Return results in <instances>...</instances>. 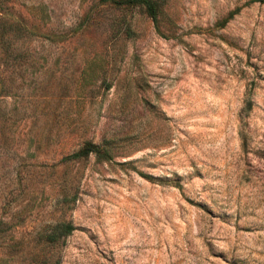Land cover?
Wrapping results in <instances>:
<instances>
[{
    "label": "rangeland",
    "instance_id": "obj_1",
    "mask_svg": "<svg viewBox=\"0 0 264 264\" xmlns=\"http://www.w3.org/2000/svg\"><path fill=\"white\" fill-rule=\"evenodd\" d=\"M119 1L0 0V264H264V0Z\"/></svg>",
    "mask_w": 264,
    "mask_h": 264
},
{
    "label": "trees",
    "instance_id": "obj_2",
    "mask_svg": "<svg viewBox=\"0 0 264 264\" xmlns=\"http://www.w3.org/2000/svg\"><path fill=\"white\" fill-rule=\"evenodd\" d=\"M117 4L126 5L127 7H141L145 14L153 21L157 22L159 14L162 12V10L159 7V4L157 3V0H120ZM4 32L1 33V36H4ZM91 154L95 155H102L103 154V148L99 145L92 144L90 142L85 143L75 154V157H81V156H88ZM60 233L59 235L56 233H51L46 236V242L48 243H55L58 241V239L62 236L69 235L73 227L69 224H61L60 225Z\"/></svg>",
    "mask_w": 264,
    "mask_h": 264
}]
</instances>
